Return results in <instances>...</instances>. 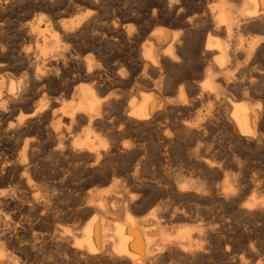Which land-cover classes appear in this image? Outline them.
I'll use <instances>...</instances> for the list:
<instances>
[{
  "label": "bare ground",
  "instance_id": "1",
  "mask_svg": "<svg viewBox=\"0 0 264 264\" xmlns=\"http://www.w3.org/2000/svg\"><path fill=\"white\" fill-rule=\"evenodd\" d=\"M19 1L0 0V11L3 3L12 6ZM232 1L240 3L235 10H232ZM153 2L152 25L160 14L165 13L183 25L184 36L164 27L120 29L114 23L109 34L112 43L117 46L125 40L131 49L120 63V69L110 65L109 61L101 67L94 63V58L82 57L83 48L91 49L88 42L80 46L82 49L74 46L88 32L90 21L86 15L59 21L52 14L25 12L24 20L15 28L20 40L16 49L0 42V174L13 181L20 191L16 198L0 191L1 245L34 255L43 251L42 242L47 236L67 258L85 264H167L171 257L187 260L207 256L211 243L207 244V239L212 237L218 239L216 248L226 242L228 219L222 214L209 215V206L214 201L224 206L239 204L242 213L246 212L254 219L264 218V199L259 202L255 196L242 200L247 191L254 192L259 188L257 183L242 177H235L231 184L223 179L219 186L214 181L215 177L228 178V167L239 170L246 159L244 148L264 145V92L257 88V81L262 77L236 78L232 73L239 69L240 57L245 58L244 63L251 61L255 50L264 43V34L254 35L246 43L239 39L235 47L229 44L230 37L240 33L245 24L264 31V0H218L215 6L202 10L198 16L187 14L183 0ZM3 24L0 21V30ZM141 33H146V39L139 46H133ZM188 41L191 48L184 56ZM91 43L100 41L92 40ZM231 64L234 68L229 70ZM197 67L201 71L196 70ZM166 71L169 72L167 78L164 76ZM109 89H115V92L105 94ZM163 90L176 94L164 99ZM29 95L41 97L31 112L21 115L20 110V115L12 120L16 104ZM171 112L186 118L178 120V114ZM33 118L34 121L30 120ZM215 124L227 132L231 149H224L222 143L213 139ZM139 126L146 128L147 138L137 135L123 138ZM79 127H83L81 134L76 132ZM33 130L45 139L33 143L23 137ZM103 133L111 135L109 143L101 138ZM186 137L192 141L185 147V163L175 166L169 152L184 138L189 139ZM43 151L64 164L73 162L81 172L76 180L101 173L102 177L97 180L108 184L89 192L74 210L71 208L67 212L54 207L52 194L48 191L41 198H34L32 191L35 188L43 186L48 190L49 187L50 178L42 175L47 166L40 157ZM115 155L130 158V163L108 167ZM150 156L157 166V178L153 183L148 181L150 177L145 173ZM68 171L58 170L54 177H61L65 172L61 180H73V174ZM186 174L188 177L182 179ZM92 181L94 176L87 182ZM134 184L140 189L146 188V193L126 195L124 186ZM165 198L185 199L191 204L187 209H181L163 200ZM134 204H140L144 212L131 214ZM116 211L121 213V220H117ZM65 215L70 219L79 217V226L57 223V218ZM195 216L209 221L205 225L202 223L204 226H181L173 232L166 228L169 223ZM35 223L44 229L41 240L34 234L28 235ZM233 246L236 248L237 243ZM6 254L0 249V264H9L10 256Z\"/></svg>",
  "mask_w": 264,
  "mask_h": 264
},
{
  "label": "rangeland",
  "instance_id": "2",
  "mask_svg": "<svg viewBox=\"0 0 264 264\" xmlns=\"http://www.w3.org/2000/svg\"><path fill=\"white\" fill-rule=\"evenodd\" d=\"M40 1L41 0H35V1L34 0H20L19 2L13 4L12 6H10L9 3H3L2 4L3 5V10L0 11V18H1L0 21H3L4 24H3L2 29L0 30V42H2L7 47H11V48H15L16 49V47H17L18 43L20 42V40H19V36L17 35V33H15L16 32L15 28H16V25L19 22H22V20H24V18H22V16L24 15L25 12H30V13H35V14H39V13L52 14V15L55 16V19L59 20V21H69L71 19H74V18L76 19V18H78L80 16H85L86 15L87 19L90 21L89 22L87 20L90 23L88 32L86 34L87 36L84 35L83 37H81L79 39V41H77L74 44V46H76L77 48H81L82 49V47H80V46H84L88 42V44L91 45V49L90 48L89 49H87V48L84 49L83 48L82 51H81L82 57H84V58H92V59L94 58L93 59L94 63L99 64L101 67H103V65H104V63L106 61H109L110 65L111 64H112V66L115 65L116 68L118 67V69H120V63H122V60H123L124 57H127V55L130 53L131 49H130V46L125 42V40L122 41L120 43V45H117V46L112 43L113 39L109 37V34H110L111 30H112V25L114 23L117 25V28H120V29H121V27L126 29L129 26L130 27H137L138 26L141 29H145V28H147L149 26V30L152 29L153 27H164V28L169 29L170 31L179 32V34H181L180 36H182V35L184 36V32H183L184 31V27H183V25L177 23L176 19H174L173 17H168L165 13L160 14L157 17L158 21L154 24V26L152 25V23H153L152 19L153 18L150 16V14H151L152 7L155 5L153 0H102V2H100L101 0L100 1L99 0H95V3L93 2V0L92 1L91 0H65V1L64 0H61V1L60 0H47V1L44 0V2H42V1L40 2ZM178 1L181 2L182 0H178ZM217 1L218 0H183V2L186 3L187 14H189V15L197 14V16L201 13L202 10H205L207 8L215 6ZM232 2H233V4L231 3L232 10L233 9L235 10L240 3L238 1H237L238 4L236 3V1H232ZM76 3H77V5H76ZM202 3H204V4H202ZM10 7H14V8L10 9ZM12 10H15V11H12ZM61 11L62 12L69 11L70 13L69 12L68 13H62ZM88 13H90V14H88ZM102 16H103V18H102ZM96 23L100 24V25H97ZM96 25L98 26V28L96 27ZM246 26H249V27H246ZM240 29H242L241 31L239 30L240 33L236 32V34L234 33L230 37V40H231V41H229L230 47H232V46L235 47L236 43H238L239 39L242 40V43H246V42L249 41V39L251 37H254V35L256 37H260L262 34H264L263 30L255 28V27H251L249 24L243 25ZM242 31H244V32L241 33ZM146 33H141L140 38L138 40H136L135 42L133 41L132 45L137 47L142 42H144V40L146 39V36H147ZM237 34H238V36H237ZM99 35H100V37H99ZM243 39H244V41H243ZM92 40H96V41L99 40L100 43H91ZM230 42H232V43H230ZM188 44H189V46H188V48L186 50V53H184V56H186L187 53L190 51L191 42L188 41L187 45ZM231 44H233V45L231 46ZM259 48H257V50H255V52L253 53V55L251 57V61H249L248 63H244L245 58L244 57H240L241 63L239 65V69L236 68L235 69L236 71L233 70L234 72L232 71V73H234L233 76L236 77V78H238V77L248 78L250 76H260V77H262L261 80L257 81V88H259L261 90V92H264V88H263L264 87V80H263L264 79L263 78L264 77V43L261 44V46H259ZM96 55H98V56L96 57ZM254 56H255V58L256 57L257 58L255 59ZM101 59H102V61H101ZM245 66H246V68H245ZM233 68H234L233 64H231V66L229 65V70H231ZM196 70L201 71V68L197 67ZM164 76L167 78L169 76V72L166 71L164 73ZM260 81H261V83H260ZM258 85H259V87H258ZM112 91L115 92V89H109L108 91H106L105 94L109 95V94L112 93ZM175 94H176L175 92L173 93L172 91H169V90H163V92H162V96L163 97L162 98L165 99V98L171 97L172 95L174 96ZM40 97H41L40 95H35V96L29 95L28 97L21 99L16 104V110H15L14 116L11 117V119L14 120L13 118L16 115H20L19 114V113H21L20 110H22V113H23V114L21 113V115L28 114L29 112H31L33 107L36 105V103L38 101V98H40ZM28 103H29V105H27ZM18 109H19V111H18ZM171 113L172 114L174 113V115L178 114L177 112L176 113L175 112H171ZM184 118H186L185 115H182V114H178L177 115V119L178 120H183ZM30 120L34 121L35 118L30 119ZM47 123L49 124V121ZM5 127H6V125H4V128ZM82 128L83 127H79L78 128L79 130L78 129L76 130L77 134L78 133H80V134L82 133ZM132 131H134V132H132L130 135L124 136L123 138L130 139V138H132V137H134L136 135L139 136L140 138H147L146 134L148 132H147L146 128L143 127V126H139V127H137V129H133L132 128ZM212 133H213L212 134L213 139L216 142L222 143V146L224 147V149L227 150V149H231L232 148V145H231V143L229 142V140L227 138V132L225 131V129L221 125L215 124V128L213 129ZM107 134L108 133H103V136L101 135V138L103 140H105V142H108V141L110 142L112 140V138L110 137L111 135H109V134L107 135ZM107 136H108L107 139H109V140L106 139ZM23 137H25L26 139L28 137V140H31V142H33V143H37V142L43 141L45 139L44 136L41 137V135H40V133L38 131H34V130L26 132L23 135ZM186 138H189V139H185L184 138L182 140V142L177 144L173 148V150H171L169 152V154H170L169 158H170V156L173 157V158L171 157L170 159L171 160L173 159L172 163L175 166H179V165L183 166L184 163H185V158H184L185 157V147L187 146L186 144H189V142L192 141V138H190V137H186ZM259 149H261V150H259ZM244 150H243V156L246 159L243 160V163L240 165L239 170H236L234 168L228 167L226 169V174H227L228 178H224V176L215 177L214 181L216 182L217 186H219V185L222 184L223 179L230 183V182H232V180L235 177H242L243 179H245L247 181L257 183L259 188L256 191H258V192H256V191L251 192L249 190V191L246 192V194L244 195L242 200L243 201L249 200L250 198H253V197L256 196L255 198H256V200L258 199L257 201L263 202L261 200L264 199L263 198L264 197L263 196L264 195V145H257V147L256 146H251L249 148H244ZM250 151H251V153H250ZM112 154H115V151H113ZM252 154L254 155V157H253ZM40 157H42L44 159V162H46V164H47V166L45 167L46 170L45 169L42 170V175L43 176L45 175V177L50 178L49 179V183H48L49 185L47 184L49 187H48V190L45 189V187H43V186H41V188H40V186L35 188L32 191V196L34 198H36V197L37 198H41L44 194H46L45 191H48L50 194H52V197H53L52 198V203H53L54 207L57 206L59 209H63L66 212L69 211L71 208H72L71 210H74V206L78 205L79 202H82L86 198V196L88 195L89 192H91L93 190H98L100 187L102 188V187H104V186H106L108 184V183H104L103 184V183H101V182H99L97 180L98 178L102 177L101 173H97V174L94 173V175L91 174V175H88L87 177L85 176L83 178V180L82 179L76 180L75 178H78L79 175H80L78 173H81V172H80L79 168L73 166V162H69L67 164H64L63 161L61 162L59 160H56V159L48 157L47 153L45 151L40 153ZM113 157H114V158H112L113 161L110 162L111 165L109 163L108 167L109 166L110 167H117L118 165L121 166L122 164L125 166V165L130 163V158L127 159V157L124 156V155L123 156L118 155V157H117V155H115ZM152 157L150 156L151 160L148 161L147 164H149V166L146 167V171H145V173H147L149 175L148 178L149 177L150 178H149L148 181L151 182V183L156 182V178H157L156 177L157 176V173H156L157 166H155L156 165V161ZM152 159H153V161H152ZM182 161H183V164H182ZM180 162H181V164H180ZM67 165H68V167H67ZM54 166H56V167H54ZM64 166H65V168H64ZM48 170H49V173H48ZM58 170L59 171H61V170L62 171L69 170L68 172L73 174L74 179L73 180H68L69 178H67V179L64 180L66 183L63 180H61L63 178V174L65 175V172L63 174H61L62 178L60 177V175L55 178L54 175H55V173ZM244 175H245V177H244ZM93 176H94V181H92L93 184L92 183L89 184L87 181L93 180ZM187 177H188V175L186 174L185 177L182 176L181 178L183 179V178H187ZM90 178H92V179H90ZM95 180H96V182H95ZM61 181H62V183H61ZM10 182H13V181H11L4 174L3 175L0 174V183H1L0 184V187H1L0 191H4L7 194V196L10 195V196H14L16 198V196L19 194L20 191H19L18 187L16 186V184L14 182L13 183H10ZM75 187H76V189H75ZM141 188H143V187H141ZM49 189H51V190H49ZM259 190H260V192H259ZM10 192H12V193L14 192V193L12 194ZM124 193H126V195H129V194L130 195H132V194H140V193L143 195V194L146 193V188L140 189V186L136 185V184L131 185L130 187H129V185H126V186H124ZM257 197H261V198H257ZM163 200H165V201L167 200V202H172L175 206H178L181 209H187L188 205L191 204V202L186 201L185 199H183V200L182 199L170 200V199L165 198ZM178 200H180V202ZM183 201L185 203H183ZM243 201H242L241 204H243ZM214 202L211 203L212 206L211 205L209 206V215L212 216V217H215L216 214L217 215L218 214H222V215H224V217L226 219H228V222H229V224H228V227H229L228 228V230H229L228 234L229 235H228V237L226 239V242L222 246H220V248H216L214 246H216V243H217L218 239H217V237L216 238L212 237L210 240L207 239V244L209 243V241H211V243H209V246H210V248H209L210 252L209 253L210 254L208 253L207 256H205L203 258L187 259V260L184 259L183 257H178V256H177L178 258L177 257H171V258H168L167 264H169V263L170 264H187V262H188V264H194V263H196V264H198V263L199 264L200 263L201 264H215V263L216 264H264V247H263L264 246V218L263 219H254L248 213H246V212L242 213V211H240L238 209L239 204H227V205L224 206V205H221L220 203H218L217 201H214ZM137 203H139V202H137ZM219 205H220V207H219ZM233 208H235V209H233ZM141 209H142V206L140 204L139 205L138 204H134V205H132L130 212H131V214L140 215L141 211H142V213L144 212ZM229 209H231V210H229ZM225 211H228V212H225ZM138 212H139V214H138ZM115 216L118 217L117 220H121L122 219V218H120L122 216H121V213L119 211H116ZM234 217H236V218H234ZM245 218H247V219H245ZM79 220L80 219L77 216H75L74 218L70 219V217L68 218L65 215V216H62V217H58L57 218V223H59L60 225L62 224V225H66V226H76L77 223L80 224L81 220L80 221ZM206 220L207 219H205L204 217L201 218V216H195V217H193L191 219L178 220L176 222L169 223L168 225H166V228L168 229L169 232H173L174 230L176 231L181 226H187V227L188 226H197V225L204 226L209 221V220L208 221H206ZM244 220H246L245 223H244ZM236 223H238V224H236ZM246 223H247V226H246ZM35 226H37V227H35ZM77 226H79V225H77ZM32 229L33 230L31 231V233L28 234L29 236L31 234H34V236H36L38 239H40L41 235L42 236L45 235L44 233H41V231H43L44 229L41 230L42 228L40 227V225H38L36 223L33 225ZM235 233H236L237 236L235 235ZM28 235H27V237H29ZM230 239H231V241H230ZM233 239H234V241H233ZM241 239H243V240H241ZM213 242H214V244H213ZM236 243H237V246H236ZM253 244H254V246H253ZM258 244L261 245V247ZM211 245L213 246V248H212ZM226 245H228V246H226ZM233 245H235L236 248ZM231 246H233V247H231ZM246 246H247V248H246ZM224 247H226V249L228 251ZM238 247H240L242 250L240 248H238ZM253 247H255V248H253ZM229 248H230V250H229ZM244 248H245V250H244ZM0 249L2 250V253H4V254L7 253L6 255L10 256L9 257L10 260L7 257L8 258L7 260L10 261L9 264H18V263L19 264H79V263L80 264H85L84 262H82V261H80L78 259H74V258L71 259V257L67 258L64 255L63 250L61 248H59L55 243L50 242L47 239V236H44V241L42 242L43 251L39 250L34 255H30L29 253H26V252H24V251H22V250H20V249H18L16 247H9L6 244L5 245H1L0 244ZM232 249L235 250V251H233ZM10 250H12V251H10ZM211 250H213V251H211ZM240 250L242 252H240ZM243 250L245 252H243ZM249 250H251V251L249 252ZM260 250H262V251H260ZM229 251H230V253H229ZM218 252H219V254H214V253H218ZM220 252H223L225 255L223 253H220ZM59 254H62V255H59ZM256 256H257V258H256ZM46 257H48V258H46ZM246 257H248V258H246ZM183 260L184 261L186 260V262H184ZM197 260H198V262H197ZM248 260H250V261H248ZM177 261H179V262H177ZM247 261L249 263H247ZM15 262H17V263H15ZM86 264H102V263L101 262H94V263H86Z\"/></svg>",
  "mask_w": 264,
  "mask_h": 264
}]
</instances>
